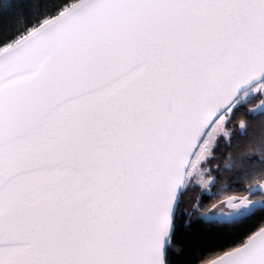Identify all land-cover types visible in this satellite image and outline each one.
<instances>
[{
	"label": "snow or ice",
	"instance_id": "snow-or-ice-1",
	"mask_svg": "<svg viewBox=\"0 0 264 264\" xmlns=\"http://www.w3.org/2000/svg\"><path fill=\"white\" fill-rule=\"evenodd\" d=\"M253 98L264 117V0H62L0 32V264H189L194 232L264 211ZM222 140L248 195L201 212ZM211 264H264V217Z\"/></svg>",
	"mask_w": 264,
	"mask_h": 264
},
{
	"label": "trees",
	"instance_id": "trees-1",
	"mask_svg": "<svg viewBox=\"0 0 264 264\" xmlns=\"http://www.w3.org/2000/svg\"><path fill=\"white\" fill-rule=\"evenodd\" d=\"M23 3L24 5L13 3L4 10L0 8V18L3 20V23H0V32L12 35L17 30H22L24 27L36 23L44 16L54 14L57 7L62 3V0H23ZM241 102L243 103L244 101ZM258 102V99L253 98L250 104L242 108L237 115L247 113V108L254 107ZM247 117L250 118V123L255 133L259 134L262 126H264V117L252 113H247ZM233 145V148H229L226 141H220L215 158L210 159L207 165L211 176L205 175L208 179L214 177L216 184L210 185V193L202 191L201 186H193L190 188L185 195L186 205H204L200 209L201 212H204L213 206H218L223 203V200L230 195L243 196L247 193L246 191L237 190L239 186L234 182V173L232 170L225 168V162L229 158V153L235 150V141H233ZM244 187H247L246 183ZM210 196L217 198L210 199ZM262 217H264V211L257 210L255 214L245 218L238 227H210L194 232L187 242V259L189 264H205L216 258V254L221 247L238 239L239 234L252 230L260 222ZM177 244L185 246L186 241L184 239H178ZM205 255L207 256L200 260Z\"/></svg>",
	"mask_w": 264,
	"mask_h": 264
},
{
	"label": "rangeland",
	"instance_id": "rangeland-1",
	"mask_svg": "<svg viewBox=\"0 0 264 264\" xmlns=\"http://www.w3.org/2000/svg\"><path fill=\"white\" fill-rule=\"evenodd\" d=\"M241 101H244V98L242 97L241 98ZM259 103V102H258ZM257 103V104H258ZM205 179L206 180H209L208 178H206L205 177ZM201 189H202V191H203V185H201ZM244 196V195H243ZM251 198V197H250ZM225 200V199H224ZM224 200H223V202H224ZM220 205V204H219ZM219 205L218 206H213V207H211L209 210H207V211H204V212H211V211H216L218 214H227L228 212H231V211H233L232 209H227V208H223V209H220V207H219Z\"/></svg>",
	"mask_w": 264,
	"mask_h": 264
},
{
	"label": "water",
	"instance_id": "water-1",
	"mask_svg": "<svg viewBox=\"0 0 264 264\" xmlns=\"http://www.w3.org/2000/svg\"><path fill=\"white\" fill-rule=\"evenodd\" d=\"M261 182H264V181H261ZM247 195H248V193H246L244 196H247ZM236 197H242V196H236ZM226 200H227V198L224 200V202H225ZM225 208L230 209V208H228V207H226V206H225ZM214 259H215V258H214ZM212 260H213V259H212ZM212 260L206 262L205 264H211Z\"/></svg>",
	"mask_w": 264,
	"mask_h": 264
},
{
	"label": "clouds",
	"instance_id": "clouds-1",
	"mask_svg": "<svg viewBox=\"0 0 264 264\" xmlns=\"http://www.w3.org/2000/svg\"><path fill=\"white\" fill-rule=\"evenodd\" d=\"M208 255V254H207ZM207 255H205V256H203V257H201V259L200 260H202V259H204Z\"/></svg>",
	"mask_w": 264,
	"mask_h": 264
}]
</instances>
